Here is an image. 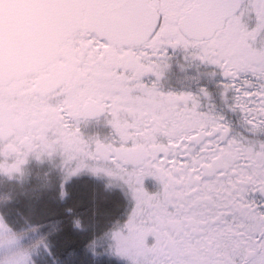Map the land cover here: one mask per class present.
Returning <instances> with one entry per match:
<instances>
[{
	"label": "snow or ice",
	"instance_id": "6c2138e0",
	"mask_svg": "<svg viewBox=\"0 0 264 264\" xmlns=\"http://www.w3.org/2000/svg\"><path fill=\"white\" fill-rule=\"evenodd\" d=\"M22 4L65 52L29 72L5 62L0 31V173L16 162L4 151L15 141L38 160L60 155L66 179L88 169L123 182L135 207L111 239L130 264H264V0ZM13 7L0 0V14ZM169 49L222 70L238 124L204 109L206 89L162 91ZM57 59L71 67L43 79ZM10 75L31 92L12 91ZM101 117L111 134L85 136ZM148 177L159 190H146Z\"/></svg>",
	"mask_w": 264,
	"mask_h": 264
},
{
	"label": "trees",
	"instance_id": "16d2710c",
	"mask_svg": "<svg viewBox=\"0 0 264 264\" xmlns=\"http://www.w3.org/2000/svg\"><path fill=\"white\" fill-rule=\"evenodd\" d=\"M84 189L89 192L85 199ZM43 198L42 205H25L23 209L20 200L14 211L24 212V217L38 226L56 227L49 237L50 255L40 264H128L115 253L108 236L121 210L119 195L80 186L68 190L64 202L59 200V191ZM77 218L81 227L74 224Z\"/></svg>",
	"mask_w": 264,
	"mask_h": 264
},
{
	"label": "rangeland",
	"instance_id": "374dc122",
	"mask_svg": "<svg viewBox=\"0 0 264 264\" xmlns=\"http://www.w3.org/2000/svg\"><path fill=\"white\" fill-rule=\"evenodd\" d=\"M46 158L48 157L42 158V161L39 160V164H47L50 165L51 168L39 170V172L31 174L29 187L22 193V199L26 206L33 207L34 205H39L44 199L41 195L61 190V183L65 176V174L59 172L62 169L61 164L60 167L57 166L58 169H55V166L50 162L47 163L45 161ZM79 175L89 178L84 179L83 183L79 182L76 185V181H73V179L79 178ZM89 180L93 182H90ZM12 181L13 179H8L6 176L0 175V196H3L4 194L11 195V200L8 202L0 200V264H40L43 259L50 255V245L47 235L50 236L51 233L56 230V227L54 226L51 228V225H44L41 227L35 226L33 224L34 222L22 218L21 212L19 213L21 218L17 216V213L12 212L14 204L21 200V192ZM46 182L48 184L47 187H45ZM73 184L75 185L72 187ZM80 186L82 188L86 186L101 188L103 186L115 191L120 187L130 194L128 200H132L131 192L127 188V185H124L123 182H117L112 177L105 174H76L64 184V189L72 187V190H76L80 188ZM115 186H117V188ZM82 192L85 195V199L89 192L87 190L85 192V189L82 190ZM127 210L128 215H131L133 208L126 206V209L123 211L120 218L114 223L113 228L115 230L126 224L125 216ZM22 216H24V212H22ZM37 218H41V216H38ZM115 230H113L112 233ZM112 233L110 238L112 237ZM42 243H46L47 248H45ZM121 258L130 264L126 258Z\"/></svg>",
	"mask_w": 264,
	"mask_h": 264
},
{
	"label": "flooded vegetation",
	"instance_id": "af4514ba",
	"mask_svg": "<svg viewBox=\"0 0 264 264\" xmlns=\"http://www.w3.org/2000/svg\"><path fill=\"white\" fill-rule=\"evenodd\" d=\"M64 52L65 47L61 46L57 57L63 55ZM169 56L170 67L166 69L164 76L160 81L162 91L175 93L190 92L192 94L199 95L201 89H206L209 93V96L203 98L202 103L204 109L206 110L209 105H213L215 106L216 111L222 112L232 123H239L241 114L226 110V105L223 101L222 94L218 95L216 92L218 88H222V85L225 82V78L222 75L221 69L213 65L203 64L199 61H193L191 63L189 61H186L184 59L185 53L183 49H169ZM68 67H71L69 63L65 62L64 60L57 59L55 63L51 64L47 71L41 72V77L43 79H53L58 70ZM150 79H155V77H150ZM29 83L30 81L28 79L14 81L10 83V88L12 91L23 88L26 92H31ZM81 127L82 132L85 136L98 135L101 139L109 136L112 131L110 126L105 123L103 117H101L99 120H92L87 125H82ZM45 161L47 163L50 162L53 166L56 167L55 169H58L62 162V157L57 154L51 158H46ZM38 163L39 160L30 158L25 167L28 168L32 174L33 172H35V168L37 167ZM59 172L65 174L62 169ZM78 174L93 173L88 169H83ZM144 186L149 192H155L159 190L160 187L159 183L152 177H148L145 179ZM131 199L132 201L129 207L134 209L135 200L132 198V195ZM129 218L130 215H128L127 210L125 216L126 223Z\"/></svg>",
	"mask_w": 264,
	"mask_h": 264
},
{
	"label": "water",
	"instance_id": "95a60500",
	"mask_svg": "<svg viewBox=\"0 0 264 264\" xmlns=\"http://www.w3.org/2000/svg\"><path fill=\"white\" fill-rule=\"evenodd\" d=\"M14 7L6 13L0 14V31L4 39V59L7 63L11 57L27 71H37L40 57L51 51L58 53L60 42L51 34L47 25L38 23L35 16L23 6L22 0H11ZM13 30L9 38L8 30ZM11 82L18 81L14 75L8 78Z\"/></svg>",
	"mask_w": 264,
	"mask_h": 264
},
{
	"label": "clouds",
	"instance_id": "9594fccd",
	"mask_svg": "<svg viewBox=\"0 0 264 264\" xmlns=\"http://www.w3.org/2000/svg\"><path fill=\"white\" fill-rule=\"evenodd\" d=\"M10 134V133H9ZM4 151L7 153L9 157H12L13 155L16 156V162L8 168V174L0 173V175L6 176L8 179H14L18 182L20 186H23L29 179L31 172L28 168L25 167L26 164L21 165L20 161L27 157L28 161L30 158H35V154L32 149H22L20 145H17L15 141L8 143L4 146ZM38 160V159H37ZM70 178H67L64 176L63 181L61 183V190L59 192V200L60 202H64L68 197V192L64 189V184L69 180ZM47 182L45 183V187H47ZM0 200H3L5 202H8L11 200L10 194H4L3 196H0ZM71 211V209H69ZM74 224L76 227H81V221L79 218H77L74 221Z\"/></svg>",
	"mask_w": 264,
	"mask_h": 264
}]
</instances>
